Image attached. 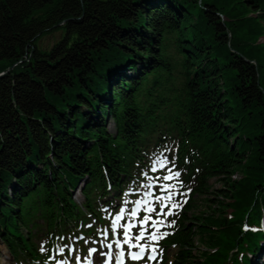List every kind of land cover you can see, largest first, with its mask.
<instances>
[{
    "label": "trees",
    "instance_id": "trees-1",
    "mask_svg": "<svg viewBox=\"0 0 264 264\" xmlns=\"http://www.w3.org/2000/svg\"><path fill=\"white\" fill-rule=\"evenodd\" d=\"M165 158L189 198L151 264H264V0H0V242L15 262L86 252Z\"/></svg>",
    "mask_w": 264,
    "mask_h": 264
},
{
    "label": "rangeland",
    "instance_id": "rangeland-1",
    "mask_svg": "<svg viewBox=\"0 0 264 264\" xmlns=\"http://www.w3.org/2000/svg\"><path fill=\"white\" fill-rule=\"evenodd\" d=\"M54 38H55L54 35L46 36L43 39V42H45L46 44H51L53 42ZM109 128H110V130H114V124L112 121L109 122ZM158 166L159 165H156L155 170L158 169ZM175 173L176 172H174L173 170H171V172H169V169H159V171L154 174L155 178H149V179L147 178L148 181L146 180L147 182L145 181L144 184L142 185L143 194H145V192L149 191L151 186H153V190L158 193L157 196L161 197L162 199L161 200L156 199V202L153 205V208L156 211L147 212L148 213L147 217H151V219L148 220V222L146 224L141 223V221L145 217L135 219V217H133L131 215V210L126 211L124 213L125 217L128 218L127 221H131V223L133 225V227L129 231V235L131 237L129 244L124 243V240H125L124 231L126 230L124 227L125 224H122L121 221L118 222L117 226H119V228L122 230L119 232H122V235L124 237V239H123L122 235H120V241L126 245V248L128 250L129 261L133 260L130 256V253L140 251L141 246H143L144 250H146L148 253L154 249V244L152 242L155 240H158V239H155V240L151 239L152 234H156L157 237H160L161 236V234H160L161 229L163 228V226H165L167 224V222L170 220L171 216L174 215L175 211L178 209L180 201L183 198H189L187 192L184 193L182 191V189H179L180 186L178 184L179 183L178 181L180 180V178L175 176L174 175ZM168 175H172V179L165 180L164 177L168 176ZM239 175H240V173L233 174V176L231 177L232 180L238 179ZM210 182L213 184V186L215 188H221V187L226 185L225 181H219L216 178L211 179ZM165 186H169V187H165ZM75 196L79 202H81L83 200V197L81 196L80 193H78V190L76 191ZM214 196H216V195H214ZM168 197H170V199ZM197 198H198V201L200 203L198 204V208H195L193 210V212L196 214L199 213L201 210L206 208V205L201 203V200L203 197H197ZM225 202H227V201L225 200ZM162 204L167 205V207H165V209H164V212L167 213L170 210L171 211L170 215H165V214L157 215V213L160 212V206ZM174 204L177 206L172 207V205H174ZM120 215H122V214H120ZM153 221L157 222L155 226L153 225ZM111 225H113V222L110 224V227H111ZM142 227L143 228L145 227L147 229V231L144 232L145 238H143V239L148 238L151 240V242H149V244L147 246L144 244V242H141L140 240L136 239L137 233L138 232L140 233L142 230L144 231V229ZM99 228H100L98 230L99 231V235H98L99 240L101 239V236H100L101 234H103L102 235L103 239H107L108 233H110V232L112 233V230L111 231H107V230L102 231L103 229L101 228V226H99ZM136 231H137V233L135 235ZM100 241L98 244L97 243L88 244L87 252H82L81 248H80L81 246L80 245L77 246L78 248H80L78 250L79 254L76 253L75 251H73L72 252L73 256H71V255L63 256L62 262H64V264H86L87 261L90 259V249H95V247H98L99 248L98 252L94 257L96 259L95 262H96V264H106L105 262H106L107 258H105L103 261L104 249L102 250V244ZM130 245H136V246L131 247ZM41 247L44 249L43 246H41ZM60 248H63L65 251V245L59 244L58 249H60ZM148 253H147V256H148ZM259 258L263 259V254H260ZM134 261H135V263H133V264H148V262L146 261L145 258L143 260L137 259ZM0 264H28V263H26V262H18V263L15 262L14 259L10 257L9 252H8L7 248L5 247V245H3L0 242Z\"/></svg>",
    "mask_w": 264,
    "mask_h": 264
},
{
    "label": "snow or ice",
    "instance_id": "snow-or-ice-1",
    "mask_svg": "<svg viewBox=\"0 0 264 264\" xmlns=\"http://www.w3.org/2000/svg\"><path fill=\"white\" fill-rule=\"evenodd\" d=\"M158 163H159V166H160V167H164V166L168 163V160H167V158H165L164 160H159ZM155 168H156V162H154L153 167H152V170L155 171ZM169 172H171V169H169ZM144 174L147 175V173H144ZM174 175L178 177V176L180 175V173H179V172H176ZM164 179H165V180H170V179H172V175L165 176ZM165 187H169V186H165ZM168 198L170 199V197H168ZM156 199H157V200H161L162 198L159 197V196H157ZM140 203H141L140 201H137V202H136V204H137V210H138V208H139V204H140ZM176 206H177V205H175V204L172 205V207H176ZM165 207H167V205L162 204V205L160 206V212L157 213V215H160V214L170 215V214H171V211H170V210H169V212H167V213L164 212ZM137 210H134V211L131 212V215H132L133 217L137 215ZM123 211H124V210L121 209V214L123 213ZM147 211H149V212H154V211H156V210H155L154 208H151V207H150V208L147 209ZM120 219H121V216L118 215V216L116 217V219L113 221V227H116V226L118 225V222H119ZM150 219H151V217H145V218L141 221V223H142V224H146V223L148 222V220H150ZM156 223H157L156 221H153V225H154V226L156 225ZM161 223H162V222H161ZM173 223H174V221H173ZM89 227H91V225H89ZM124 227H125V229H126V230L124 231V237H125L124 243H125V244H129L130 239H131V237H130V235H129V231H130V229L133 227V225L129 224V225H125ZM144 234H145V233H144V231L142 230V231L140 232L139 236L136 237V239H137V240L142 239V238L144 237ZM163 235H167V233H164ZM158 238H161V237H157L156 234H152V236H151V239H153V240L158 239ZM117 245L119 246V242H117ZM130 246H131V247H135L136 245H130ZM108 248L111 249V248H112V245L109 244V245H108ZM58 250H59V251H64L63 248H60V249H58ZM96 251H97L96 249H90V253H91V252H96ZM153 251H154V249H153ZM143 252H144V247L141 246V248H140V252H132V253H130V256H131V258H132L133 260L141 259V258H142V254H143ZM123 255H124V253H123V251H121L120 254H119V257H123ZM150 258H154V257H150ZM118 260H119V264H123L122 259H119V258H118ZM61 264H64V262H61Z\"/></svg>",
    "mask_w": 264,
    "mask_h": 264
},
{
    "label": "water",
    "instance_id": "water-1",
    "mask_svg": "<svg viewBox=\"0 0 264 264\" xmlns=\"http://www.w3.org/2000/svg\"><path fill=\"white\" fill-rule=\"evenodd\" d=\"M4 73H6V72H3L2 74H4ZM2 74H1V75H2Z\"/></svg>",
    "mask_w": 264,
    "mask_h": 264
}]
</instances>
